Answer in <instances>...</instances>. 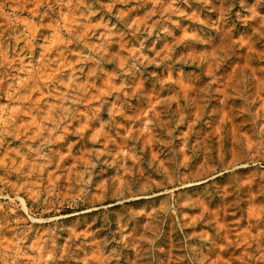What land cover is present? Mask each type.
<instances>
[{
    "label": "rangeland",
    "instance_id": "1",
    "mask_svg": "<svg viewBox=\"0 0 264 264\" xmlns=\"http://www.w3.org/2000/svg\"><path fill=\"white\" fill-rule=\"evenodd\" d=\"M0 264H264V0H0Z\"/></svg>",
    "mask_w": 264,
    "mask_h": 264
}]
</instances>
